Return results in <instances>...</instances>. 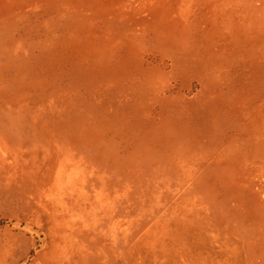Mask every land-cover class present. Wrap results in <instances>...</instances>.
<instances>
[{
    "label": "rangeland",
    "instance_id": "1",
    "mask_svg": "<svg viewBox=\"0 0 264 264\" xmlns=\"http://www.w3.org/2000/svg\"><path fill=\"white\" fill-rule=\"evenodd\" d=\"M0 264H264V0H0Z\"/></svg>",
    "mask_w": 264,
    "mask_h": 264
},
{
    "label": "bare ground",
    "instance_id": "2",
    "mask_svg": "<svg viewBox=\"0 0 264 264\" xmlns=\"http://www.w3.org/2000/svg\"><path fill=\"white\" fill-rule=\"evenodd\" d=\"M12 124V123H11ZM14 126V125H13ZM13 128H16V127H13ZM19 138V137H18ZM62 165V164H61ZM57 176V175H56ZM65 206V205H64ZM67 208V207H66Z\"/></svg>",
    "mask_w": 264,
    "mask_h": 264
}]
</instances>
